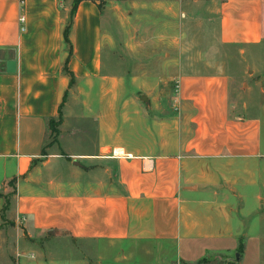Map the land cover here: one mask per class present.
Returning a JSON list of instances; mask_svg holds the SVG:
<instances>
[{
	"label": "crops",
	"instance_id": "0c3cea01",
	"mask_svg": "<svg viewBox=\"0 0 264 264\" xmlns=\"http://www.w3.org/2000/svg\"><path fill=\"white\" fill-rule=\"evenodd\" d=\"M118 6L117 0H0V223L12 188L14 224L31 239H19L13 250L20 257L38 249L40 259L30 264L47 263L46 237L91 243L98 252L100 245L153 244L170 263L174 252L194 263L202 242L212 241L205 248L217 252V240L242 235L243 219L233 214L240 204L230 195L243 201L238 173L254 184L246 175L264 155V69L255 82L263 100L241 99L252 79L239 90L226 74L181 72L179 113L160 121L151 95L144 102L139 83L129 87L141 76L113 69L130 51L129 25L115 19ZM217 11L222 44L261 48L264 0H221ZM59 118L54 135L51 124ZM18 257L0 262L21 264Z\"/></svg>",
	"mask_w": 264,
	"mask_h": 264
},
{
	"label": "rangeland",
	"instance_id": "374dc122",
	"mask_svg": "<svg viewBox=\"0 0 264 264\" xmlns=\"http://www.w3.org/2000/svg\"><path fill=\"white\" fill-rule=\"evenodd\" d=\"M117 1L119 16L114 17L117 23L124 20L129 25L130 51L127 56H121L122 62L116 64L113 61V69L124 71L127 68L130 78L135 75L141 76L138 81H130L129 87L138 88L136 85L139 83L138 94L143 92L146 95L144 102L150 100L147 93L151 95L154 104L160 107L158 114L155 113L162 117L160 121L164 120V115L177 116L179 113L178 102L174 97L177 96L176 76L181 72L226 74L230 80H236V87L239 90L242 89L243 83L252 79L251 90H246L241 99L259 97L263 100L261 90L255 86V82L263 76L260 72L264 69V44L253 52L250 50L253 47L240 51L236 46L224 45L219 41L217 8L221 0H160L167 3L168 8H172L168 12L158 7L156 4L158 0ZM153 24L157 26L155 32ZM114 51L116 52V49ZM250 55L254 58L253 61L249 60ZM105 56L107 57V53ZM249 67L256 71L253 76L248 74ZM262 86L264 87V83ZM261 120L264 141V117H261ZM57 129L59 130L58 125ZM81 145L86 146L84 143ZM251 163L254 174L252 173V176L247 174L246 178L251 177L255 183L246 184L243 179L244 173L239 172L238 181L239 184H243L240 189L245 197L243 201L237 203L230 195L232 204L235 206L240 204L238 211L233 214L236 220L243 219L241 227L244 233L242 232L236 239L217 240V252L210 250L209 247L205 248L212 241H204L202 247L195 249L193 253V256L200 260L187 263L180 260V253L177 255L174 252L170 258L176 261L170 263L166 261L168 257L167 252L164 253L166 250L153 244L130 246L125 249H121L120 246L112 248L100 245L102 251L98 252L99 250H95L91 243H77L58 236L46 237L42 241L46 244L45 247L51 249H48V253H52L46 264H264V203L261 205L260 202V198L264 199V155ZM8 191L6 193L9 195L8 206L0 223L2 258L18 257L19 253L13 250V244L16 245L19 239L27 242L31 240L25 235L21 225L17 227L14 224L16 215L14 197L11 195L13 190L10 188ZM257 195L260 196L259 199L256 198ZM38 251L32 248L18 259L21 264L33 263L40 259ZM32 252L35 255L33 258Z\"/></svg>",
	"mask_w": 264,
	"mask_h": 264
},
{
	"label": "trees",
	"instance_id": "16d2710c",
	"mask_svg": "<svg viewBox=\"0 0 264 264\" xmlns=\"http://www.w3.org/2000/svg\"><path fill=\"white\" fill-rule=\"evenodd\" d=\"M68 31H69V27H67L66 30H65V40H66V42L69 43ZM61 121H62L61 118H59V119H57L55 121H52L51 126H52V132L55 131L54 135H57L58 134L59 130L57 129V125L59 126V124L61 123ZM54 127H55V130H54ZM13 194H14V190H13V192H11V195H13ZM8 197H9V195L6 194L5 195L6 203L4 205L3 212H5V210L7 209V206H8Z\"/></svg>",
	"mask_w": 264,
	"mask_h": 264
},
{
	"label": "built area",
	"instance_id": "2783aa9c",
	"mask_svg": "<svg viewBox=\"0 0 264 264\" xmlns=\"http://www.w3.org/2000/svg\"><path fill=\"white\" fill-rule=\"evenodd\" d=\"M19 1H20L21 4H23V3L25 2V0H19ZM19 20H20V22L23 23L24 20H25V17H24L23 15H21L20 18H19ZM22 28H23V27H22ZM23 220H24V219H22V220L20 219V220H19V223H21V221H23Z\"/></svg>",
	"mask_w": 264,
	"mask_h": 264
},
{
	"label": "water",
	"instance_id": "95a60500",
	"mask_svg": "<svg viewBox=\"0 0 264 264\" xmlns=\"http://www.w3.org/2000/svg\"><path fill=\"white\" fill-rule=\"evenodd\" d=\"M142 98L144 99V98H146V97L144 96V97H142Z\"/></svg>",
	"mask_w": 264,
	"mask_h": 264
}]
</instances>
